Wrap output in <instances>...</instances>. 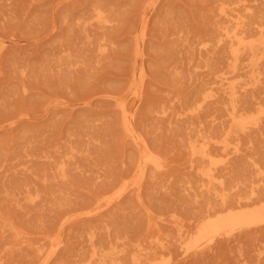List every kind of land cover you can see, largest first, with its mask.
<instances>
[{
	"label": "rangeland",
	"instance_id": "rangeland-1",
	"mask_svg": "<svg viewBox=\"0 0 264 264\" xmlns=\"http://www.w3.org/2000/svg\"><path fill=\"white\" fill-rule=\"evenodd\" d=\"M239 22L264 0H0V264H264V222L186 250L221 197L264 204V58L233 70L217 36ZM120 100L164 162L140 200Z\"/></svg>",
	"mask_w": 264,
	"mask_h": 264
},
{
	"label": "bare ground",
	"instance_id": "bare-ground-1",
	"mask_svg": "<svg viewBox=\"0 0 264 264\" xmlns=\"http://www.w3.org/2000/svg\"><path fill=\"white\" fill-rule=\"evenodd\" d=\"M100 18V16H99ZM253 23L239 22L236 23L235 28L230 31L226 27L218 26L217 36L218 42H225L231 47L229 54L231 59L232 69L235 70L237 65H239L241 58L246 55L248 58V65L252 68L258 64V61L264 58V26L263 23H259L258 26H252ZM260 78L254 79V83H257ZM221 79L219 80V82ZM224 93H227L226 89H222ZM230 96H234L235 91L230 90L228 93ZM214 96L213 89L210 88L209 91L203 92L200 96L201 104L209 101ZM122 115L123 121L122 126L127 137H129L133 143L138 148V155L136 158L135 173L134 177L130 181V191H135L137 194V199L140 200V191L142 190V180L145 178L149 170L157 171L164 166V162L159 153L151 150L146 144L145 140L139 137L133 130L131 121L128 118V114L125 108V103L120 100L117 103ZM230 115V124L233 129L244 130L249 127V125L255 122H248L242 119L238 115V109L234 103L230 104L227 109ZM259 113H263L262 110ZM230 127V128H231ZM210 141H203L199 148L195 145H191L192 155H196L200 159H208L210 164H214V160L210 157L211 152L208 148ZM238 148H234V152H237ZM63 173V167L59 168ZM213 168L204 170L201 172V176L205 177L208 182L202 185L203 191L211 194L210 181L215 178V174L212 172ZM118 195L113 198L116 199ZM222 208L219 211L213 213H208L203 216L202 220L196 227L194 235L190 239L188 249H202L208 246L214 239L219 236H224L230 234L236 229H243L245 227L255 225L264 222V204L255 205L250 208L240 204L238 201L235 203L236 206L226 205L225 197H221ZM256 201L253 200L252 203ZM109 202H106L107 205ZM251 203V204H252ZM103 205H97L93 210H99ZM210 209V207H209ZM95 254V253H93ZM97 264H108V255L106 253L100 254L94 259ZM134 264H138L137 260L133 259Z\"/></svg>",
	"mask_w": 264,
	"mask_h": 264
}]
</instances>
